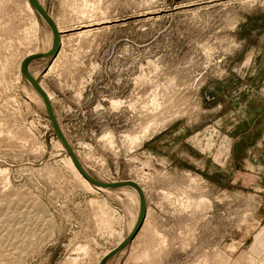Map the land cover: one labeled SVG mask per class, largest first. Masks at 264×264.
I'll list each match as a JSON object with an SVG mask.
<instances>
[{"label": "rangeland", "instance_id": "obj_1", "mask_svg": "<svg viewBox=\"0 0 264 264\" xmlns=\"http://www.w3.org/2000/svg\"><path fill=\"white\" fill-rule=\"evenodd\" d=\"M39 1L63 42L29 70L63 134L95 178L144 190L106 264H264V0ZM27 2L0 0V264H98L138 196L68 164L19 70L53 40Z\"/></svg>", "mask_w": 264, "mask_h": 264}, {"label": "water", "instance_id": "obj_2", "mask_svg": "<svg viewBox=\"0 0 264 264\" xmlns=\"http://www.w3.org/2000/svg\"><path fill=\"white\" fill-rule=\"evenodd\" d=\"M29 4L32 8L39 14V16L44 20V22L48 25L53 35V40L50 48L43 52H34L31 54H27L20 62V71L25 79L30 83V85L34 88V90L39 94L41 97L47 117L50 121V124L53 128V131L59 141L61 142L62 146L66 150L69 158L71 159L73 165L77 169V171L81 174V176L86 179L89 183L94 186L101 187V188H121V187H130L134 189L138 196L139 201V208L137 218L135 220L134 225L132 226L131 230L128 234L124 237V239L115 247H113L109 252L103 255L98 264H106L107 260L120 252L137 234L140 230L143 221L145 219L147 205L145 194L141 186L133 181L132 179H125V180H116V181H101L95 178L91 173H89L85 167L82 165L81 161L79 160L77 154L75 153L74 149L68 142L67 138L63 134L59 123L57 121L52 103L45 92V90L39 84V81L33 76V74L29 71V63L35 59L39 58H48L54 57L57 55L60 49V33L57 28V25L47 9L39 2V0H28Z\"/></svg>", "mask_w": 264, "mask_h": 264}, {"label": "bare ground", "instance_id": "obj_3", "mask_svg": "<svg viewBox=\"0 0 264 264\" xmlns=\"http://www.w3.org/2000/svg\"><path fill=\"white\" fill-rule=\"evenodd\" d=\"M40 2V1H39ZM28 4V6H29V9L31 10V9H33L32 8V6L29 4V2H27ZM41 3V2H40ZM42 4V3H41ZM43 5V4H42ZM32 11V10H31ZM53 20H54V18H53ZM56 23V22H55ZM56 25H57V28H58V30H59V33H60V45L62 44V42H63V34H62V32H63V29H61L60 28V26L56 23ZM90 26V25H89ZM83 32V31H82ZM59 53V52H58ZM29 54H31V53H29ZM56 56V55H55ZM19 70H20V63H19ZM30 71V70H29ZM40 85H41V87L45 90V92L47 93V95H48V97H49V99H50V101H51V95H50V93L47 91V89L41 84V83H39ZM52 103V102H51ZM62 145V144H61ZM69 157V156H68ZM68 164L70 165V167L72 168V170H74V172L76 173V175L79 177V179L83 182L82 184H84L85 186H87V187H89V188H95V187H97V186H94V185H92L91 183H89L86 179H84L82 176H81V174L77 171V169L75 168V166L73 165V163H72V161H71V159L69 158L68 160ZM140 185V184H139ZM97 188H99V189H104V188H101V187H97ZM142 188V187H141ZM143 189V188H142ZM144 191V190H143ZM138 199V198H137ZM138 205H139V201H138ZM138 214V213H137ZM147 215H148V208H147V210H146V215H145V217L147 218ZM144 221H145V219H144ZM143 225V224H142ZM234 246H235V244H234ZM107 252H109V251H107ZM106 252V253H107ZM105 253V254H106ZM104 254V255H105ZM138 258V257H137ZM133 259H135V257L133 258ZM137 259L136 260H133V262H131V264H137ZM128 263V262H127ZM130 264V263H129Z\"/></svg>", "mask_w": 264, "mask_h": 264}]
</instances>
